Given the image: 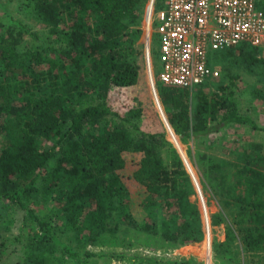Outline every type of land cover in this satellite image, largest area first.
Returning a JSON list of instances; mask_svg holds the SVG:
<instances>
[{
  "label": "trees",
  "instance_id": "1",
  "mask_svg": "<svg viewBox=\"0 0 264 264\" xmlns=\"http://www.w3.org/2000/svg\"><path fill=\"white\" fill-rule=\"evenodd\" d=\"M148 2L27 0L54 38L41 50L26 39L37 36L31 29L10 26L2 32L0 27V216L1 208L11 206L39 226L37 248L48 247V253L31 264L52 263L58 248L73 259L196 264L87 250L108 241L125 243L131 230L179 245L203 238L200 210L191 200L194 185L182 158L163 132L145 124L156 122L158 115L150 102L142 51L131 33H142ZM254 48L259 47H247ZM39 65L47 71L36 72ZM43 74L51 79L50 87L35 88ZM208 83L197 87L195 105V89L156 83L183 143L229 125L259 129L241 113L234 80L221 87L226 90L222 95L206 93L202 86ZM263 148L259 143L233 162L238 178L230 184L232 191L243 186L245 194L225 201L246 217L242 230L250 250L264 246ZM133 154L138 158L134 172L124 171ZM226 165L211 163L208 169L224 183ZM38 209L53 220L41 218ZM220 245L213 247L219 259L225 256Z\"/></svg>",
  "mask_w": 264,
  "mask_h": 264
},
{
  "label": "rangeland",
  "instance_id": "2",
  "mask_svg": "<svg viewBox=\"0 0 264 264\" xmlns=\"http://www.w3.org/2000/svg\"><path fill=\"white\" fill-rule=\"evenodd\" d=\"M161 2L162 0H156V7ZM26 3L27 0H0V27L2 32L7 31L10 26L23 25L37 35L34 40L27 35L26 39L30 45L34 44L36 49L40 50L46 46L50 47L54 38L50 36L49 29L37 19L33 8ZM149 4L150 0L146 4L144 17H146ZM146 22L144 18V22L140 26L142 33L139 35L135 31L131 33L142 51V62L147 76L150 102L158 115L156 122L148 120L145 124L152 132H163L169 147L175 148L182 158L194 185L195 194L191 200L196 202L200 210L203 238L200 242L179 245L165 242L160 237H151L145 233L131 230L125 234V243L119 244L108 241L100 246L89 245L87 250L96 254L103 252L115 253V255L124 254L158 261L189 260L196 264H264V246L256 250L245 247L242 227L247 225L246 217L243 214L240 216L236 207H228L226 206L228 204L225 203V201H231L233 194H241V196L245 194L243 186L238 187L234 192L232 191L234 188L230 184L238 178L237 176L234 177L236 169L232 165L233 162L240 157L242 158L245 151L253 149L259 143L264 147V46L248 50V45H241L231 50L214 52L213 54L210 52L209 56L213 58L212 65L219 70L220 77L212 80L208 85L202 86L206 93L217 92L222 95L223 92L226 93V90L221 89V87L228 86L231 80H234L236 84L235 96L238 98L241 113L255 121L259 129H253L249 124L229 125L221 132H213L203 138H192L188 143H183L175 134L159 95L158 104L153 94L150 78L154 79V82L156 79L157 82L160 70L157 57L158 39L157 35L154 34L150 57L152 75H150L147 64L146 34L147 32L150 33L151 28L150 21H148V27ZM46 69L44 65L35 67L38 73H45ZM50 84L51 79H47L43 74L40 75L34 87H50ZM192 101L193 105L197 103V88L193 92ZM175 138L178 144L175 143ZM160 151L162 156L166 155V149ZM261 152L264 155V148ZM137 159L135 154L129 155L128 167H125L124 171L133 173V161L136 162ZM211 163L221 165L227 163L224 170L227 171L228 178L224 183L220 178H214L215 173L208 169ZM37 213L40 214L41 218L53 220L52 215L48 216V213L43 210L38 209ZM166 216H169L167 212ZM39 233V226L36 222L25 221L24 212L11 206L1 208L0 264H31V261L39 255L46 257L48 247L37 248L39 247ZM215 243L221 244L219 250L221 255H225L222 256L224 258L219 259L214 256ZM223 244L226 247H222ZM51 262L49 264H135L128 259L108 256L73 259L61 248H58L56 257Z\"/></svg>",
  "mask_w": 264,
  "mask_h": 264
},
{
  "label": "built area",
  "instance_id": "3",
  "mask_svg": "<svg viewBox=\"0 0 264 264\" xmlns=\"http://www.w3.org/2000/svg\"><path fill=\"white\" fill-rule=\"evenodd\" d=\"M263 5L264 0H162L157 8L156 0H150L145 17L151 28L146 34L148 68L156 34L157 82L194 90L219 78L210 52L264 46ZM155 82L150 78L159 104Z\"/></svg>",
  "mask_w": 264,
  "mask_h": 264
},
{
  "label": "crops",
  "instance_id": "4",
  "mask_svg": "<svg viewBox=\"0 0 264 264\" xmlns=\"http://www.w3.org/2000/svg\"><path fill=\"white\" fill-rule=\"evenodd\" d=\"M148 70L150 71V75H152V74H151V69H148ZM151 77H152V76H151Z\"/></svg>",
  "mask_w": 264,
  "mask_h": 264
},
{
  "label": "water",
  "instance_id": "5",
  "mask_svg": "<svg viewBox=\"0 0 264 264\" xmlns=\"http://www.w3.org/2000/svg\"><path fill=\"white\" fill-rule=\"evenodd\" d=\"M166 122H167V120H166ZM167 125H168V127H169V124H168V122H167ZM194 178V177H193ZM194 180H195V178H194Z\"/></svg>",
  "mask_w": 264,
  "mask_h": 264
},
{
  "label": "bare ground",
  "instance_id": "6",
  "mask_svg": "<svg viewBox=\"0 0 264 264\" xmlns=\"http://www.w3.org/2000/svg\"><path fill=\"white\" fill-rule=\"evenodd\" d=\"M149 71V70H148ZM149 74H150V71H149ZM153 77V76H152Z\"/></svg>",
  "mask_w": 264,
  "mask_h": 264
}]
</instances>
